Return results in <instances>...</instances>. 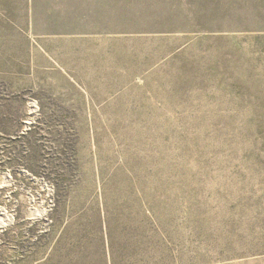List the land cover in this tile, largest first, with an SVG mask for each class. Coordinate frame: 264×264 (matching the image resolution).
<instances>
[{
  "label": "rangeland",
  "instance_id": "rangeland-1",
  "mask_svg": "<svg viewBox=\"0 0 264 264\" xmlns=\"http://www.w3.org/2000/svg\"><path fill=\"white\" fill-rule=\"evenodd\" d=\"M0 264H264V0H0Z\"/></svg>",
  "mask_w": 264,
  "mask_h": 264
}]
</instances>
